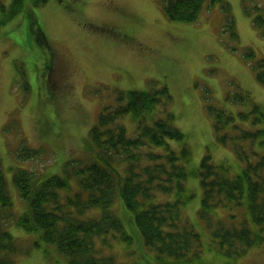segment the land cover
<instances>
[{
	"label": "rangeland",
	"instance_id": "1",
	"mask_svg": "<svg viewBox=\"0 0 264 264\" xmlns=\"http://www.w3.org/2000/svg\"><path fill=\"white\" fill-rule=\"evenodd\" d=\"M11 1L4 0L6 10L0 9V158L17 216L26 208L15 170L64 175L68 162L87 160L89 130L118 90L168 89L167 110L192 150L190 169L199 168L207 154L217 166L237 160L217 141L207 108L233 112L241 129L264 128L249 119L251 106L240 98L246 93L264 106V84L253 65L264 58V0H223L225 5L204 0L201 16L191 23L171 19L165 0H48L34 11L51 48L35 39L28 11L5 21ZM256 18L263 20L260 27ZM249 50L253 59L246 57ZM22 76L30 87L26 96ZM123 123L134 132L131 115ZM23 144L40 149V156L21 158ZM256 150L264 154V147ZM187 187L197 197L183 216L203 234L201 264H226L230 260L212 247L211 231L198 218L200 180L189 177ZM126 228L129 242L114 235L105 237L106 244L99 241L104 255H115L121 264H158L137 227L126 222ZM8 230L22 238L25 251L15 264H70L53 246L35 245L36 234L16 224ZM234 264H264V245Z\"/></svg>",
	"mask_w": 264,
	"mask_h": 264
},
{
	"label": "trees",
	"instance_id": "2",
	"mask_svg": "<svg viewBox=\"0 0 264 264\" xmlns=\"http://www.w3.org/2000/svg\"><path fill=\"white\" fill-rule=\"evenodd\" d=\"M47 1L12 0L5 20L28 11L31 30L43 48L51 47L34 9ZM164 8L171 19L191 23L201 16L204 0H165ZM0 9L6 10L4 0ZM262 21L256 18L255 25L260 27ZM246 57L253 59V52ZM253 65L264 84V58ZM21 81L26 96L30 87L24 76ZM240 98L251 106L249 119L255 125L264 123V106L246 93ZM171 99L165 87L118 90L113 101L102 105L89 130L87 160L68 162L64 175L15 170L14 183L26 208L19 216L0 158V264H15L16 256L25 254L6 230L14 224L36 234L35 245L53 246L70 264H121L115 255H104L99 241L106 244L105 237L114 235L129 242L126 222L137 227L135 232L158 264H201L203 234L183 216V209L197 197L187 187L189 177L200 180L198 218L211 231L212 247L230 260L226 264L264 245V154L256 150L264 147V128L241 129L233 112L207 108L217 141L231 148L238 160L217 166L207 154L199 168L190 169L192 150L187 134L167 110ZM128 115L135 123L133 133L123 123ZM21 150L23 159L40 156L38 148L23 144Z\"/></svg>",
	"mask_w": 264,
	"mask_h": 264
},
{
	"label": "bare ground",
	"instance_id": "3",
	"mask_svg": "<svg viewBox=\"0 0 264 264\" xmlns=\"http://www.w3.org/2000/svg\"><path fill=\"white\" fill-rule=\"evenodd\" d=\"M8 229H10V227H7L6 230L9 231ZM10 232V231H9ZM11 233V232H10ZM22 238L19 237V239H16L17 241L18 240H21ZM35 243V242H34ZM202 259V258H201Z\"/></svg>",
	"mask_w": 264,
	"mask_h": 264
}]
</instances>
